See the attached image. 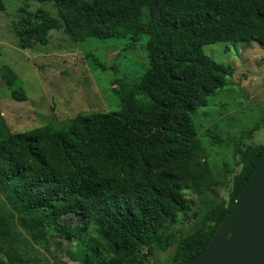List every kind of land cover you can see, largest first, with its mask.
<instances>
[{"label":"trees","instance_id":"trees-1","mask_svg":"<svg viewBox=\"0 0 264 264\" xmlns=\"http://www.w3.org/2000/svg\"><path fill=\"white\" fill-rule=\"evenodd\" d=\"M32 1L51 2L56 17L41 7H22L25 16L14 24L22 48L46 45L54 29L76 43L114 39L127 47L146 36L148 67L118 94L116 112L78 114L11 133L0 111V264H26L11 246L18 225L45 247L54 235L80 240L84 264H143L152 245L165 250L174 239L165 230L188 212V196L225 184L228 200H203L192 230L169 260L155 263L189 264L211 241L264 153V139L248 145L241 133L227 142L235 168L224 163L219 181L210 171L192 114L225 86L232 70L202 47L264 46V0ZM1 72L8 87L18 85L11 68ZM12 97L24 101V90L17 87Z\"/></svg>","mask_w":264,"mask_h":264},{"label":"rangeland","instance_id":"rangeland-1","mask_svg":"<svg viewBox=\"0 0 264 264\" xmlns=\"http://www.w3.org/2000/svg\"><path fill=\"white\" fill-rule=\"evenodd\" d=\"M0 11V111L6 129L25 133L50 122L57 124L78 114L106 111L116 112L118 94L129 89L148 67L145 51L147 37L133 47L127 41H99L89 38L74 42L62 29L49 32L46 45L31 44L22 48L14 31L24 12L44 8L56 17L51 2L32 0H2ZM202 52L232 70L223 88L207 97V104L192 114L197 137L203 147L202 157L208 160L210 171L223 180L222 165L235 168L233 145L228 140L243 133V142L259 144L264 139V46L256 42L214 43L202 47ZM105 65L94 67L89 59ZM2 67H9L19 83L8 87L2 78ZM24 90L25 100L17 101L12 92ZM254 127L250 134H246ZM219 141L220 143H217ZM203 161V160H202ZM227 185L212 184L188 196L192 200L188 212L165 230L174 237L167 249L152 245L143 264L165 262L171 257L177 241L189 233L204 210L203 200H228ZM164 232V233H165ZM164 233H160L159 237ZM12 249L26 264H84V244L80 240L67 242L52 236L47 247L35 244L18 225ZM143 250L142 252H145Z\"/></svg>","mask_w":264,"mask_h":264},{"label":"water","instance_id":"water-1","mask_svg":"<svg viewBox=\"0 0 264 264\" xmlns=\"http://www.w3.org/2000/svg\"><path fill=\"white\" fill-rule=\"evenodd\" d=\"M189 264H264V153L211 241Z\"/></svg>","mask_w":264,"mask_h":264}]
</instances>
